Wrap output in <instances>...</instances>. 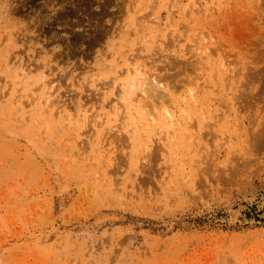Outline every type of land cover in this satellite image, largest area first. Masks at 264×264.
Instances as JSON below:
<instances>
[{"label": "rangeland", "instance_id": "rangeland-1", "mask_svg": "<svg viewBox=\"0 0 264 264\" xmlns=\"http://www.w3.org/2000/svg\"><path fill=\"white\" fill-rule=\"evenodd\" d=\"M263 67L264 0H0V264H264Z\"/></svg>", "mask_w": 264, "mask_h": 264}, {"label": "bare ground", "instance_id": "bare-ground-1", "mask_svg": "<svg viewBox=\"0 0 264 264\" xmlns=\"http://www.w3.org/2000/svg\"><path fill=\"white\" fill-rule=\"evenodd\" d=\"M198 49L200 52L205 54V57H209L210 55H212L210 48L207 46H201V47L198 46ZM222 68L218 69V71H220V70H224L225 72L227 71L228 72L227 76L229 77V72H231L229 65H227V63L223 61L222 62ZM124 72L127 74V80L122 81V86H123L124 92H126V94L128 96L127 101L129 103H131L132 107H137V105L138 106L144 105L143 98H142L143 103L141 102L140 105L137 104V102H135L134 100L130 99V96L134 92V90L139 89L146 99H152V98L156 97V95H157L156 91H155L156 87L166 88V85L163 81L159 80L155 75H149L146 72L144 67H142L141 65H135L131 60H127L126 68L124 69ZM30 74H31V70L23 67L21 69V71L19 72L20 82L25 83L26 81H29L30 76H31ZM45 79H46L45 76H42L41 83H43L42 84L43 98L41 99L40 104L42 102V104H44V106H46V108H48L50 106V96H51V92L53 90V85L45 82ZM194 94L195 93H193L192 96ZM158 96L159 97H165V95L162 93H159ZM198 104H199L200 109L203 112L204 109L202 108L201 102H198ZM41 110H42V112L46 111L43 107L41 108ZM174 111H175L174 108H171V106H169V105L164 108L163 115L166 117H169L170 120L173 122L169 125V127H177L176 125H179V124L182 125V118L176 117V114ZM136 114L143 121L144 127L156 125V122L160 118L159 117L160 114H159V112H157V110H154V109L150 110L149 108H145V106L139 108V110L137 109ZM91 117L92 116H90L88 114L85 115L87 122H89L91 120ZM93 118H95L94 121H96L98 118V115L96 117H93ZM202 118H203L204 125H208L209 124L208 120L204 121L207 118V116H204ZM137 122H138V120H137ZM143 123H141L140 125H142ZM121 124H123V121ZM112 127L113 128H116V127L119 128V124L116 123ZM156 129H158V131L160 130L161 133H163V131H164V129L160 128V126L156 127ZM173 132H177V128H175ZM161 138H163V135H160V139ZM64 203H65V201H64V199H62L61 200V206H63ZM255 204H256L255 205L256 212L253 216V220L254 219H258V220L263 219L264 218V194L261 195L258 199H256ZM236 214H234V215H236Z\"/></svg>", "mask_w": 264, "mask_h": 264}, {"label": "water", "instance_id": "water-1", "mask_svg": "<svg viewBox=\"0 0 264 264\" xmlns=\"http://www.w3.org/2000/svg\"><path fill=\"white\" fill-rule=\"evenodd\" d=\"M264 219V218H263Z\"/></svg>", "mask_w": 264, "mask_h": 264}]
</instances>
